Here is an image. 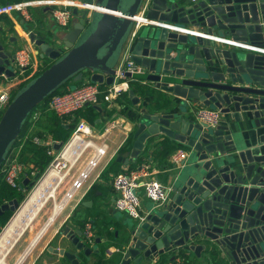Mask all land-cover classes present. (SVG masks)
<instances>
[{
	"label": "water",
	"instance_id": "1",
	"mask_svg": "<svg viewBox=\"0 0 264 264\" xmlns=\"http://www.w3.org/2000/svg\"><path fill=\"white\" fill-rule=\"evenodd\" d=\"M81 1L95 9L75 7L73 24L58 40L45 27L30 32L41 56L54 62L22 87L4 112L0 169L39 104L71 78L83 81L89 74L102 85L120 82L115 70L128 54L144 68L139 74L126 72L128 77L152 81L182 100L166 99L163 113L145 108L137 116L130 155L116 160L132 163L147 139L160 133L188 145L190 158L178 168L165 200L152 204L142 218L125 221L129 236L118 249L123 264L151 262L164 253L173 261L190 251L216 264H264V52L181 31L198 27L208 36L264 49V0ZM142 11L155 23L143 24L130 40ZM14 56L0 41V74L14 76ZM129 93L141 107L135 90ZM198 107L219 110L220 120H198ZM63 145L60 141L55 148ZM38 178L39 173L26 178L25 189ZM21 206L17 198L3 203L0 216L14 215ZM64 235L71 249L49 246V251L72 264L101 251L84 241L83 228L74 232L66 226Z\"/></svg>",
	"mask_w": 264,
	"mask_h": 264
},
{
	"label": "crops",
	"instance_id": "2",
	"mask_svg": "<svg viewBox=\"0 0 264 264\" xmlns=\"http://www.w3.org/2000/svg\"><path fill=\"white\" fill-rule=\"evenodd\" d=\"M15 1L16 0H0V5L4 4L5 2ZM38 8H42V11L39 14H36L33 9H37L38 12ZM52 9V6L30 7L29 11L33 16V20L28 22L25 21L22 15H20L19 13L0 15V41L6 46H8L10 50V46H13L15 44L19 46L22 45L21 47L29 46L36 54V57H38V59H42L41 52L30 39V32L35 28L44 26V29H47L48 31L52 30L54 32L61 33L60 31H57V29L55 30L54 27L51 26V24L49 23V20L53 19ZM52 22H54V20ZM193 29L203 32V30L198 27ZM47 35L50 34L48 33ZM58 35L60 36V34ZM2 38L5 41H2ZM43 59L44 63L47 64H51L54 62L48 57H44ZM89 78V74L85 75L83 82L88 80ZM121 89L122 93H128L129 99L127 98V95L125 96V94H122L111 105L108 102H102L100 108H98L95 105L89 104L79 110L71 118H66L65 120L59 119L66 128L73 127V129L75 130L80 121L91 123L90 117L93 114L91 112V107L94 106V108L100 111V116L94 124H96L98 128H102L103 130L109 128L107 133L105 134V140L108 142L110 147L108 154L109 156L113 155V158L119 154L120 150L123 146H125L127 140L131 136L134 138L136 121L132 120L131 116H138L141 112H143V110H145V108L149 111L163 113L167 111L165 110L166 107L164 106V101H166V99L173 98L177 102L182 100L181 98L174 97V95L171 93H167L163 90L156 88L154 82L149 80L147 82H144L142 80L123 81L121 84ZM130 89L135 90L136 96L140 98V104L142 108H136V106L132 103L129 93ZM190 104L192 105V107H197V104L195 103ZM125 106L127 108H124ZM123 108L125 110H123ZM198 108L199 111L202 109H208L203 107ZM127 112L131 115H128ZM52 115V113L47 112L40 116L42 117V124H45H43L44 126L55 125L54 120L52 118L54 115ZM113 121L115 123L114 126L111 127V123ZM78 139L80 140L81 138ZM70 141H72V139ZM76 141L77 139L73 140L71 144H69L68 147H66L64 150V153H66V157H68L71 161V166L76 163V160L82 153L83 148L88 147L86 144L85 147L80 148L83 146V141L81 142L82 145L80 143H76ZM69 147L70 150H68ZM173 148L175 149L172 150ZM179 149H187L188 151H190L188 145L171 139L165 134L160 133L156 136H152L147 139L144 150L142 151L140 156L136 158L132 163L125 165L120 162L121 165H118L117 168L120 172H123L140 167L144 163H149L153 168L154 173L157 174L161 182L167 188H170V186L172 185V181L174 180L179 168L173 163L172 155ZM130 153H124L123 155L127 157L130 155ZM69 154H71L72 156ZM189 158L190 155L187 159L189 160ZM111 160H109L107 166L103 169V171L110 165ZM191 160L192 157L190 161ZM107 175L109 177L108 179L101 175L100 180L95 183L96 191L94 192V194L86 198V195L88 194L87 193L83 200H81L79 203L77 199L73 201V204H71V209L66 215L60 217L53 233L48 237L44 246L40 249L39 254L37 255L36 260L33 264H72L65 257L49 251V246H53L55 248L64 247L70 250L71 248L68 247V241L64 235L65 227L70 226L71 229L76 232L78 229L84 228L87 222H91L93 224L94 229L96 231V239H101V242L97 243L99 244V247L97 248L101 249V251L99 253H93L90 257H87L83 264H123V254H121L118 249L122 248L124 245L127 244L126 239L129 235L126 231L125 221L131 217H129L126 213H121V211L115 208V192L112 181L116 174L113 171H109ZM63 179L61 181H63ZM59 183L57 185H59ZM149 199L150 198L145 196V194L142 192L140 206L141 217L145 216L149 212L152 204H154L149 203ZM84 201H92V205H84ZM63 203L57 204L56 207L53 209L47 224L33 238L28 248L24 252L25 255L30 254L32 249L38 243L39 239L45 233L46 228L50 225L49 223L52 222V220L57 216V214L64 208ZM113 233H115L114 236ZM119 254L122 255L121 258L120 256H118ZM202 255L203 256L199 258L194 252L190 251L185 252L184 254H179L177 258H184V260L188 258L191 261V264H216L210 259L205 258L204 254ZM171 256L172 255L169 253H164L154 257L151 262L142 261L140 264H168V262L172 261ZM129 264L138 263L132 260Z\"/></svg>",
	"mask_w": 264,
	"mask_h": 264
},
{
	"label": "built area",
	"instance_id": "3",
	"mask_svg": "<svg viewBox=\"0 0 264 264\" xmlns=\"http://www.w3.org/2000/svg\"><path fill=\"white\" fill-rule=\"evenodd\" d=\"M197 2L199 0H191ZM37 6H52V16L54 23L57 25V31L66 32L72 25L75 18L73 9L75 7L79 9H95L87 3L81 0H22L19 2H11L0 5V15L19 13L22 15L25 21H32L33 16L29 11L30 7ZM140 17H135L134 28L131 30L129 38L130 40L136 36L137 29L143 24H153L155 22L148 21L144 18L143 11L140 13ZM44 27V26H43ZM193 35H202L203 37H210L217 42L226 43L229 45H243L245 47L252 48L260 52H264L262 48H255L247 44L238 43L229 38H220L214 36H208L203 32L197 30H181ZM55 40H58L60 36L57 32L50 31ZM41 58V57H40ZM44 57L38 59L36 54L29 46H23L16 50L14 60L11 63L14 76H7L5 72L0 74V120L13 100L16 93L24 87L30 80H33L40 75L51 64L44 63ZM144 68L136 64L128 54L124 55L115 70V79L119 78L120 82L108 85H102L99 82H93L89 78L88 80L78 84L76 88L67 86L66 91L63 93L54 94L48 100L47 108L54 112L58 118L65 120L71 118L79 110L84 108L87 104L98 105L102 102H108L110 105L122 95L121 84L123 81L135 80L133 76L128 77L126 72H130L132 75L143 73ZM3 79V81H1ZM41 111L36 110L30 118L32 127L40 118ZM221 112L219 110L202 109L197 113V118L200 121L216 124L220 120ZM114 121L111 123V127L114 126ZM109 129V128H108ZM108 129L106 128L100 135V144L91 142L93 144H87V146L94 145L97 149L96 155L92 157L87 164V167L80 174L73 183L71 190L67 194V200L77 199L78 203L83 200L85 195L89 192L91 187L100 180L103 169L107 166L109 160L113 158L109 156V144L105 140V134ZM87 133L93 135L91 126L85 121H80L75 129L74 137L81 135L79 133ZM30 138L29 134H26L23 141ZM34 143L45 147L47 154L54 157L57 150L55 144L59 143V140H55L51 137L49 132L44 131L43 135L32 136ZM65 144V142H64ZM64 146V145H63ZM22 146H20L21 148ZM62 149V148H61ZM190 151L187 149H179L172 155V161L180 167L188 157ZM18 151L14 148L12 152L6 158L2 171L5 173V179L12 187L22 190L23 181L26 178L33 179L37 175V171L32 163H24L17 159ZM58 159V158H57ZM55 158L52 162L57 161ZM95 174L91 177L92 172ZM91 179L89 180V178ZM89 180V181H88ZM113 188L115 192L114 206L117 210L127 213L131 218H142L140 214L141 206V194L143 191L145 196L150 198L154 203L165 200L167 195V187L161 182L153 168L149 163H144L140 167L132 170L123 171L114 177ZM24 186V185H23ZM25 190V189H24ZM73 200V201H74ZM73 203V202H72ZM3 231V230H2ZM96 231L91 222H87L84 227V241L89 245H94L96 241ZM168 264H186L184 258H176L175 260L168 262Z\"/></svg>",
	"mask_w": 264,
	"mask_h": 264
},
{
	"label": "rangeland",
	"instance_id": "4",
	"mask_svg": "<svg viewBox=\"0 0 264 264\" xmlns=\"http://www.w3.org/2000/svg\"><path fill=\"white\" fill-rule=\"evenodd\" d=\"M33 10L36 12V14H39L42 11V8H38V12H37V9H33ZM52 21H53V19L49 20V23L51 24V26H53L55 30L58 29L57 25ZM60 32H61L60 36H62L64 34V31H60ZM48 40H50V39H48ZM2 41H5V40L2 38ZM52 44L58 47V44L55 41L52 42ZM21 46L22 45L19 46V45L15 44L13 46L11 45L10 48H11L12 52L15 53L16 50L19 49ZM1 81H3V79H1ZM31 81L32 80H30L27 84H29ZM78 84L79 83H77L75 81H69L67 83V86L70 85L72 88H76L78 86ZM67 86H66V88H67ZM88 124L91 126V128L93 130V135L83 133V132L79 133L81 135V139L77 140L76 143L81 144V142L83 141V146L80 148L85 147L86 144H93L94 142H96V144L101 143V140L99 139V135L105 129L103 130L100 127L98 128L96 124H91V123H88ZM74 132H75V130L73 131L70 139L64 144L62 149L57 151L56 154L54 155L53 160L55 158L56 159L58 158L57 161H55V163L51 162L49 167L45 170V172L42 175H39V178L36 180L35 185L24 191V198L21 201V203H22V205H24V204L27 205V203L30 202V198L33 196L35 189L40 184L42 179L44 177H46L49 173H51L53 170L49 171V172H47V171L50 168H55V167H57L59 170H54V171H57L60 174H62V176L64 178L63 181H61L57 187L56 197L49 199V201L43 206H41V204H42L41 202H43L42 200H44V198L42 196L40 197L41 198L40 200L35 201L36 209L39 211L36 218L34 219V221L30 225L27 226L26 230L21 235V237L18 239V241L7 252V254L5 255L4 260H3L4 263H1V261H0V264H33L36 260L37 255L39 254L40 249L44 246L48 237L53 233L55 226L57 225L60 217L66 215L69 212V210L71 209V206H72L71 204H73L72 202L74 199L67 200V194L71 190L73 183L76 180V178H78L80 176V174L87 167L88 162L90 160H92V157L95 156L96 152H97V149L94 145L93 146L90 145L87 148H83V151L79 155V157L77 158L76 163L73 166H71L70 162H68L66 159H64L62 155H63L65 148L68 147V145L70 144V142H71L70 140L73 139ZM91 142H93V143H91ZM94 174H95V171L92 172L91 177ZM91 177L89 178V180L91 179ZM57 182H58V180L55 181L56 184H57ZM49 191H50V188H48L44 192L45 196L48 194ZM142 192H143L142 190L139 191L140 194H142ZM78 198H79V195H77V199ZM148 202L154 203L151 199H149ZM38 203H39V205H38ZM62 203L64 204V208L57 214V216L52 220V222L49 223L50 225L48 224L49 226L46 228L45 233L39 239L38 243L32 249L30 254L25 255L24 252L28 248V246L31 243V241L33 240V238L47 224L48 220L50 219V216L52 214L53 209L56 207L57 204H62ZM121 213L125 214V212H122V211H121ZM14 215H12V216H14ZM97 247H99V244L95 243L93 245V248H97ZM0 257H1V255H0Z\"/></svg>",
	"mask_w": 264,
	"mask_h": 264
},
{
	"label": "trees",
	"instance_id": "5",
	"mask_svg": "<svg viewBox=\"0 0 264 264\" xmlns=\"http://www.w3.org/2000/svg\"><path fill=\"white\" fill-rule=\"evenodd\" d=\"M19 1H22V0H16L15 2H19ZM6 3H11V2H5L4 4H6ZM69 81H73V78H71ZM76 82L82 83L83 81H76ZM67 83H65L62 87H60L54 93H52L50 96H48L41 104H39L33 110V112L31 113L30 117L26 121V123H25V125H24L17 141L14 144V147H13V149L14 148L16 149V152L18 151L17 159L21 162H24V163L34 164V167H35L37 173H39V175H42L45 172V170L49 167L50 163L53 160V157L47 154L45 147L34 143V141L32 140V136H34V135H41L42 136L43 132L47 131V132H49V134H51V137L53 139L60 140V141H63L66 143L70 139V137L72 136V133L74 131L73 127L66 128L64 126V124L59 120L60 118H58L54 114V112H52L51 110H49L47 108L48 100L50 99V97L54 94L65 92ZM122 94H125V96L127 95V98L129 99L128 93L124 92ZM124 108H127V107L125 106ZM124 108H123V110H125ZM36 110L41 111L40 116H42L43 114H45L47 112L52 113L55 116L54 117L52 115L53 116L52 118L54 120L55 125L54 126L53 125L44 126L45 124L43 123L44 124L43 125L42 121H41L42 117H40L37 121H35V124L32 127V123L30 122V118ZM91 112L93 114L90 117V122L94 124V123H96L97 119L100 116V111L98 109L94 108V106H93V107H91ZM128 115H131V114L128 113ZM131 117H132L131 118L132 120H134V121L137 120V116L136 117L131 116ZM41 129H45V130H41ZM26 134H29L30 138H28L26 141H23V138ZM133 142H134V138L131 136L127 140V143L125 144V146L122 147V149L120 150L118 155H123L124 153H130L132 146H133ZM20 146H22V147L20 148ZM174 149L175 148H173L172 150H174ZM12 150H11V152H12ZM117 156L114 157L110 161V165L102 173V176L105 177L106 179L109 178L107 175L109 171H113L115 174H118L120 172L119 169L117 168V166L121 165V163L116 160ZM2 168L0 169V206L3 203H6V202H8L14 198H17L21 202L24 198L25 187L22 185V190H19L17 188L12 187L9 183H7V181L5 179V173L2 171ZM95 187H96V184L88 192V194L86 195V198H88L92 194H94V192L96 191ZM12 215H13L12 211H7L3 215L0 216L1 231H2V228L8 223V221L10 220ZM114 235H115V233H113V236ZM121 254L118 255V256H120V258L122 256ZM185 262H186V264H191V261L188 258L185 260Z\"/></svg>",
	"mask_w": 264,
	"mask_h": 264
},
{
	"label": "bare ground",
	"instance_id": "6",
	"mask_svg": "<svg viewBox=\"0 0 264 264\" xmlns=\"http://www.w3.org/2000/svg\"><path fill=\"white\" fill-rule=\"evenodd\" d=\"M78 138L80 137L79 136L73 137L72 141L76 139L79 140ZM68 150H70V147ZM62 156L64 159H66L71 164V161L69 160V158L66 157V153L63 152ZM54 170H59V169L55 167V168H50L47 171V172L49 171H52V172L42 179L40 184L35 189L33 196L30 198V202H28L27 205L24 204L19 208V210L15 213V215L12 217L10 222L6 225V227L3 229L2 233L0 234V255H1L0 261L1 263H4L3 260L7 252L18 241V239L21 237V235L26 230L27 226L30 225L36 218L39 211L36 209L35 201L40 200L41 199L40 197L42 196L44 200H42L43 202H41L42 203L41 206H43L49 201V199L56 197L57 186H58L57 184L63 179V176L62 174ZM56 180H58L57 184L55 183ZM48 188H50V191L45 196L44 192Z\"/></svg>",
	"mask_w": 264,
	"mask_h": 264
},
{
	"label": "flooded vegetation",
	"instance_id": "7",
	"mask_svg": "<svg viewBox=\"0 0 264 264\" xmlns=\"http://www.w3.org/2000/svg\"><path fill=\"white\" fill-rule=\"evenodd\" d=\"M84 229V228H83Z\"/></svg>",
	"mask_w": 264,
	"mask_h": 264
}]
</instances>
